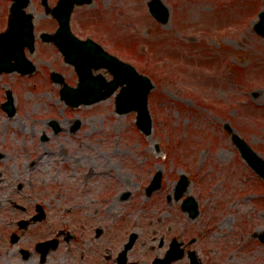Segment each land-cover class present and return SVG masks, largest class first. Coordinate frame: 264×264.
I'll return each mask as SVG.
<instances>
[{"label":"rangeland","instance_id":"374dc122","mask_svg":"<svg viewBox=\"0 0 264 264\" xmlns=\"http://www.w3.org/2000/svg\"><path fill=\"white\" fill-rule=\"evenodd\" d=\"M41 1L27 7L35 51L26 56L34 73L0 75V104L9 91L15 107L8 117L0 105V264H31L19 251L60 231L77 232V208L99 217L109 206L129 215L151 205L159 218L187 225L188 236L206 232L196 245L204 264H264V242L252 238L264 233V181L224 129L231 127L264 160V39L252 29L263 0H160L170 9L166 26L148 13L150 0H93L74 8L75 36L91 38L151 80L149 137L136 130L135 112H114V95L78 108L60 100L49 74L71 86L77 76L53 45L38 39L57 26ZM56 1L46 0L49 8ZM9 6L0 0V32ZM94 74L110 79L101 69ZM75 121L80 127L71 133ZM157 171L161 187L147 197ZM182 174L199 208L193 221L172 199ZM124 192L129 196L121 201ZM36 205L47 213L45 222L20 230L18 222ZM12 233L20 238L15 244L8 242ZM69 251L62 246L51 258L59 262Z\"/></svg>","mask_w":264,"mask_h":264},{"label":"water","instance_id":"95a60500","mask_svg":"<svg viewBox=\"0 0 264 264\" xmlns=\"http://www.w3.org/2000/svg\"><path fill=\"white\" fill-rule=\"evenodd\" d=\"M9 18L7 28L0 33V74L17 72L21 75H30L35 71V66L28 61L25 50L32 54L35 50V36L33 28V15L26 12L30 0H10ZM92 0H57L56 5L49 9L45 0L42 5L45 7V14L56 19L58 26L52 34L41 33L39 39L44 43H52L56 49L63 55L64 62L73 66L78 83L76 87H71L64 82L61 75L51 73V81L61 85L60 98L71 108L79 106H90L102 100H106L118 90L115 95V113L118 115L136 113L135 125L137 130L145 136L152 133V119L148 110V95L153 85L150 79L139 74L135 68L124 63L108 54L100 45L87 38L80 40L70 29L71 13L75 6L91 4ZM148 11L151 16L163 26L169 22L170 12L160 0H150L147 3ZM264 7V6H263ZM259 22L254 26L257 34L264 38V10L258 15ZM101 69L106 70L110 80H106L101 75H94L93 71ZM13 98L10 92L6 93V101L1 104L6 115L13 116L15 109ZM51 125L56 130L55 123ZM79 122H76L71 132L79 128ZM224 128L229 132L231 140L239 151L241 158L247 163L257 177L264 181V160L235 133L231 127L225 125ZM3 155L0 153V159ZM162 174L157 171L146 188V196L158 190L161 186ZM174 189V199L180 200L185 193L189 180L187 176L181 175ZM195 199L187 196L181 202L182 212L188 213L190 219H195L198 214V205ZM25 222H20L19 227L23 228ZM260 242H264L263 234H253ZM18 238L12 235L11 243H15ZM53 242H46L48 245ZM194 254V253H192ZM192 257V255H191ZM179 255L169 253L168 261L179 259ZM191 264H198L192 262Z\"/></svg>","mask_w":264,"mask_h":264},{"label":"flooded vegetation","instance_id":"af4514ba","mask_svg":"<svg viewBox=\"0 0 264 264\" xmlns=\"http://www.w3.org/2000/svg\"><path fill=\"white\" fill-rule=\"evenodd\" d=\"M128 196L124 192L118 198L123 201ZM151 207L131 209L129 215H118L109 206L99 217L85 215L83 209L77 208L74 213L77 232L60 231L56 238L34 241L31 248L25 251V257L23 250L19 251L20 258L31 264H204L203 252L198 251L196 245L206 232L200 231L195 237L188 236L190 229L187 225L181 227L180 223H169L167 219L159 218V209H155L154 205ZM33 211L26 220L28 228L41 225L48 217L40 205H36ZM71 211L66 210L67 213ZM53 239L56 240L53 249L38 245ZM62 246L70 251L55 262L51 255ZM169 253L180 258L168 261Z\"/></svg>","mask_w":264,"mask_h":264}]
</instances>
